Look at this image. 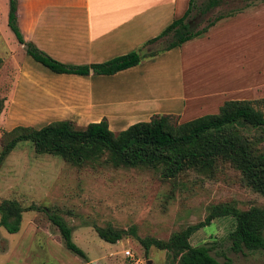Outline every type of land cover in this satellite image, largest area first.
I'll use <instances>...</instances> for the list:
<instances>
[{"label": "rangeland", "instance_id": "rangeland-1", "mask_svg": "<svg viewBox=\"0 0 264 264\" xmlns=\"http://www.w3.org/2000/svg\"><path fill=\"white\" fill-rule=\"evenodd\" d=\"M206 1L196 0L199 6ZM243 2L222 0L221 6L205 14L195 9L191 27L201 29L210 18ZM8 8L9 0H0V97L4 98L0 152L3 134L16 126L40 128L60 119L85 126L93 119L84 117L82 83L56 76L26 54L25 46L8 26ZM170 39L164 38L154 50L166 46ZM190 72L188 69V76ZM249 100L264 111L263 93ZM5 199L17 200L23 207H39L22 213L16 233L0 226V264H176L165 250L151 246L145 251L130 235L107 242L98 236L94 225L126 230L134 226L140 237L166 240L172 232L203 220L211 204L233 202L240 209L264 206V196L243 185L232 168L213 178L189 172L164 179L159 170L149 167L76 165L56 154L37 153L28 140L18 142L0 164V202ZM42 207L59 214L72 228V240L85 258L66 248L58 227ZM234 227L233 217H217L196 230L190 243L207 244L220 262L264 264V250H231L229 233Z\"/></svg>", "mask_w": 264, "mask_h": 264}, {"label": "trees", "instance_id": "trees-1", "mask_svg": "<svg viewBox=\"0 0 264 264\" xmlns=\"http://www.w3.org/2000/svg\"><path fill=\"white\" fill-rule=\"evenodd\" d=\"M221 4L222 0H207L199 6L196 0H189L182 16L147 41L152 43L170 36V41L163 48L145 54L133 50L91 64L61 62L26 41L18 25V0H9L7 22L18 42L24 44L26 54L50 71L82 76L90 73L111 75L139 64L146 56L179 46L206 31L228 13H219L204 27L194 30L190 22L194 18L193 11L196 9L205 14ZM235 8L238 10L243 6ZM3 107L4 98L0 97V114ZM3 137L0 164L18 142L28 140L37 153L56 154L76 165L149 167L159 170L164 179H174L189 172L213 178L225 168H232L239 173L243 185L264 196V111L249 99L226 100L216 113L183 122L174 121L171 114H154L149 120L134 122L115 132L110 129L106 118L85 126H78L70 119H60L40 128L16 126L5 132ZM38 207L35 204L23 207L17 200L5 199L0 202V226L9 233H16L20 230L22 213ZM43 209L58 227L66 248L85 258L83 250L72 240V228L56 212ZM223 216H231L235 220V227L229 233L232 251L264 250V206L240 209L233 202L209 205L203 220L172 232L166 240L140 237L134 226L126 230L94 225V229L100 238L111 243L124 236L135 237L145 251L151 246L165 250L176 264H235L230 260L218 261L207 244L193 246L190 243V237L196 230Z\"/></svg>", "mask_w": 264, "mask_h": 264}, {"label": "crops", "instance_id": "crops-1", "mask_svg": "<svg viewBox=\"0 0 264 264\" xmlns=\"http://www.w3.org/2000/svg\"><path fill=\"white\" fill-rule=\"evenodd\" d=\"M241 1L243 8L226 10L201 34L115 74H55L82 83L84 117H93L85 125L106 118L115 132L153 114L183 122L216 113L226 100L252 99L264 94V0ZM188 2L18 0L17 17L24 39L51 57L91 64L154 51L163 39L147 41L182 16Z\"/></svg>", "mask_w": 264, "mask_h": 264}, {"label": "built area", "instance_id": "built-area-1", "mask_svg": "<svg viewBox=\"0 0 264 264\" xmlns=\"http://www.w3.org/2000/svg\"><path fill=\"white\" fill-rule=\"evenodd\" d=\"M124 253H125L127 256H130V255H131V253H130L129 250H126Z\"/></svg>", "mask_w": 264, "mask_h": 264}, {"label": "water", "instance_id": "water-1", "mask_svg": "<svg viewBox=\"0 0 264 264\" xmlns=\"http://www.w3.org/2000/svg\"><path fill=\"white\" fill-rule=\"evenodd\" d=\"M89 264H93V263H89Z\"/></svg>", "mask_w": 264, "mask_h": 264}]
</instances>
